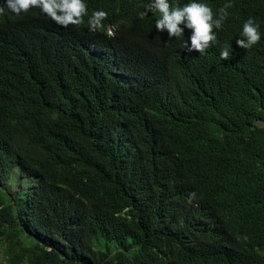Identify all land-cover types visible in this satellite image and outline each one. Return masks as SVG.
I'll return each mask as SVG.
<instances>
[{
	"label": "trees",
	"instance_id": "trees-1",
	"mask_svg": "<svg viewBox=\"0 0 264 264\" xmlns=\"http://www.w3.org/2000/svg\"><path fill=\"white\" fill-rule=\"evenodd\" d=\"M144 1L0 19V264H264V0H201L232 4L203 55Z\"/></svg>",
	"mask_w": 264,
	"mask_h": 264
},
{
	"label": "clouds",
	"instance_id": "clouds-1",
	"mask_svg": "<svg viewBox=\"0 0 264 264\" xmlns=\"http://www.w3.org/2000/svg\"><path fill=\"white\" fill-rule=\"evenodd\" d=\"M187 4L183 7L174 5L180 3L179 0H145L142 3L143 12L139 13V18L143 20L148 13L155 15V28L158 32L166 31L169 39L184 37V29L191 30L190 45L187 41L184 48L188 52L197 51L203 55L205 51L212 47L217 36L214 29H221L224 21L228 18V8L231 3H226L214 13L213 10L203 4L201 0H186ZM36 10L49 17L54 23L63 28L84 27V17L88 16L87 6L84 0H0V19L13 20L19 19L25 13ZM108 13L103 10L93 11L87 19V26L91 33H102L107 28L106 35L110 38L115 36V25L109 26L103 22L107 19ZM183 25V27H182ZM124 30L123 26H120ZM241 38L236 40L237 46L243 49H251L261 40L259 24L253 19L248 18L242 28ZM89 51L96 52L95 44L92 41L88 47ZM233 49L231 46H224L220 52L222 60L231 58ZM192 197L195 193L191 194ZM246 238V237H245ZM215 264H220L219 260H214Z\"/></svg>",
	"mask_w": 264,
	"mask_h": 264
},
{
	"label": "rangeland",
	"instance_id": "rangeland-1",
	"mask_svg": "<svg viewBox=\"0 0 264 264\" xmlns=\"http://www.w3.org/2000/svg\"><path fill=\"white\" fill-rule=\"evenodd\" d=\"M14 186L17 187V184H15Z\"/></svg>",
	"mask_w": 264,
	"mask_h": 264
}]
</instances>
